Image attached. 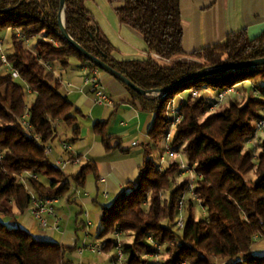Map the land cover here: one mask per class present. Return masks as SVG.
Masks as SVG:
<instances>
[{
  "label": "trees",
  "instance_id": "obj_1",
  "mask_svg": "<svg viewBox=\"0 0 264 264\" xmlns=\"http://www.w3.org/2000/svg\"><path fill=\"white\" fill-rule=\"evenodd\" d=\"M86 1L65 0L69 35L146 90L166 87L208 66L264 57V32L252 39L242 30L230 33L222 43L191 53L200 63L181 60L185 52L180 0H108L115 4L120 22L142 35L149 52L145 57L117 59L115 47L102 33ZM60 11V0H0V31L13 30V52L6 53L7 58L20 73V78L14 79L5 73L0 60V214L6 217L14 216L13 206L21 213L30 207L32 190L42 196L63 197L73 186L83 187L88 176L96 173L95 165L87 162L76 174L67 175L46 153V145L60 141L59 123L72 132L64 141L77 140L81 131L80 110L62 91L57 66L66 67L76 58L91 69L98 67L63 36ZM16 30L41 39L30 47L17 37ZM243 82H249L261 96L250 95L246 102L231 99L210 115L212 99L202 95L189 97L180 106L183 118L172 148L194 166L198 178L197 199L188 201L185 227L176 231L178 202L189 181L175 184L181 170L174 158L160 170L151 156L168 127L167 101L186 88L220 89ZM127 88L142 110L154 114V121L150 142L144 145L139 179L127 183L110 205L102 206L99 236L131 233L133 241L121 245L127 264L151 263L144 255L157 252L156 242L165 245L168 258L164 264H214L216 259H229L228 264H264V254L252 252L255 236H264V140L258 153L247 147L257 133L256 121L264 106V65L203 77L168 95H140ZM29 95L35 96L31 104H27ZM26 112L40 143L21 125ZM107 123L94 124L95 133L106 145L111 138ZM27 171L42 179L28 178L25 184L22 175ZM250 173L256 177L248 178ZM163 192H168V197L163 199ZM196 203L206 210L200 220L193 215ZM112 245L117 241L109 238L104 249ZM65 251L58 242L38 239L0 218V264H64Z\"/></svg>",
  "mask_w": 264,
  "mask_h": 264
},
{
  "label": "crops",
  "instance_id": "obj_2",
  "mask_svg": "<svg viewBox=\"0 0 264 264\" xmlns=\"http://www.w3.org/2000/svg\"><path fill=\"white\" fill-rule=\"evenodd\" d=\"M86 6L94 14L102 33L115 47L117 59L149 55L142 35L120 22L115 4L108 0H88ZM180 9L185 52L180 59H192L190 54L194 51L222 43L233 32L244 30L252 39L264 32V0H180ZM90 73L91 68L87 64L74 58L68 66L60 67L56 74L60 76L64 93L67 91L65 82L72 83L68 97L80 110L77 113L80 136L71 142L73 155L78 156L80 162L70 164L75 168L92 162L96 173L88 176L83 187L56 200L54 206L56 216L60 218L59 228L52 227L55 216H49L50 227L42 228L29 208L21 213L13 206L14 216L3 218L9 222L8 225H18L38 239L61 244L66 249L64 264H115L114 256H111L112 247L98 253L90 246L103 240L99 236L102 206L107 205L110 198L117 197L127 183L138 181L139 167L146 155L144 145L150 142L149 130L154 121V114L141 109L126 84L101 69L98 77L114 104H96L91 86L85 83V77ZM97 121L108 122L107 133L111 138L107 145L94 131ZM58 130L60 141L53 156H66L61 144L72 137V132L61 123ZM156 148L152 149L151 156ZM96 222L101 225L97 236L92 234ZM252 252L264 254V236H258Z\"/></svg>",
  "mask_w": 264,
  "mask_h": 264
},
{
  "label": "built area",
  "instance_id": "obj_3",
  "mask_svg": "<svg viewBox=\"0 0 264 264\" xmlns=\"http://www.w3.org/2000/svg\"><path fill=\"white\" fill-rule=\"evenodd\" d=\"M17 37L19 39L24 40L26 43H29L31 38L27 37L22 31L16 30L15 31ZM156 58H159L157 54H154ZM0 60L3 63V66L5 68V73H10L14 79L20 78V73L17 69H15L12 64L9 62L7 58V54L4 52L3 48V40L0 39ZM47 67L50 69L51 66L47 65ZM100 69L98 67H94L91 69L90 75L85 77V83L89 84L91 86V91L94 94V101L96 104L100 105H113L114 101L111 99V97L108 95L104 87L102 86L101 80L98 77ZM66 86V94L68 95L71 93V87L72 83L71 82H65ZM212 90H215L212 87H204L201 89V92L203 91L202 96L207 97L204 92H208L209 95L208 97L212 99V106L215 108L222 104L226 98L233 94L237 93L236 90V85L224 87L217 89V93L215 95L212 94ZM28 92H30V89H28ZM252 94L254 96H261L259 91L257 89L252 90ZM200 94V90L197 88H186L178 93L172 95L168 101H167V106H166V116L168 118V127L166 130V133L164 135V144H165V152L167 155H169L171 158H173L176 154L179 152H175L172 148V143H173V134L172 130L176 129L178 124L181 122L183 115L180 112V106L189 98V97H198ZM29 114L26 112L22 117H21V125L23 126L24 130L31 136L35 138L37 142H41L40 136L36 135L33 129L32 124L30 123L29 119ZM256 130L258 131H264V108L261 110V116L257 119L256 121ZM250 143H253V139L249 141ZM133 144H136L134 142ZM62 148L67 156L65 157H60L56 158L53 157L52 161L55 164L57 168H59L61 171L65 172L67 166L70 163L77 164L80 162V158L78 156H74L72 152V145L68 141H62ZM46 153L47 155L53 156V147L51 145H46ZM2 156V155H1ZM170 160H167L164 156L161 157V164L159 165V169L162 170L164 168L165 164H168ZM179 167L181 170V174L184 173H189V178H188V189L186 192H190L192 196L197 199L196 194H195V185H196V180L198 178L195 168L193 165L189 164L188 162L184 160H180L179 162ZM28 178H33L35 180H39L40 176L38 174L32 173L30 171L24 172L22 175V181L27 184ZM76 191V188L73 186L71 189V192ZM186 193H184L178 202V208H179V218L177 219V229L178 230H183L185 227V219L182 217L183 210L186 205ZM58 198L52 197V196H47V195H39L35 191H31V205L29 207L31 213L39 220L40 225L42 228H48L49 226V216H55V222L53 224V228H59V221L60 218L56 216L55 212V202ZM118 234L116 233V236ZM150 241L152 242L153 240L149 238ZM117 241V245L115 246L117 249V254L115 256V264H127L126 263V255L122 249L121 243ZM105 242H101L98 245H92L90 248L95 251V252H101L104 250ZM159 248V247H158Z\"/></svg>",
  "mask_w": 264,
  "mask_h": 264
},
{
  "label": "rangeland",
  "instance_id": "obj_4",
  "mask_svg": "<svg viewBox=\"0 0 264 264\" xmlns=\"http://www.w3.org/2000/svg\"><path fill=\"white\" fill-rule=\"evenodd\" d=\"M0 39L3 40V48H4V52L5 53H11L13 52V30L12 29H3L0 31ZM41 37H34V38H31L30 42L28 43L30 47H33L34 45H36V43L38 42V40H40ZM55 44L57 45V43L55 42ZM155 57V56H154ZM156 58V57H155ZM181 58V57H180ZM159 59V58H157ZM72 60H74V58H72ZM181 60H185L187 62H193V63H200L202 62L200 59L198 58H190V59H187V58H183ZM59 69H60V66L58 65L57 68H56V73L59 72ZM236 92L237 93H233L231 95H229L226 100L220 104L219 106L217 107H213L211 105V107L209 108V112L207 115H210V114H213L214 112L218 111L219 109H221L222 107H224L225 105L228 104V102L231 100V99H235L237 101H241V102H246L247 98L250 96V95H253L252 94V87L251 85L249 84V82H243V83H238L236 84ZM247 89V90H246ZM217 93V89L215 90H212V94L215 95ZM200 94L202 95L203 94V91L201 92L200 90ZM204 94L207 95V98L209 93L208 92H204ZM34 95H29L27 96V104H31V102L33 101L34 99ZM264 108V106H263ZM82 123V119L80 117V124ZM177 130L176 129H173L172 130V134H173V137L175 136ZM264 140V131H258L256 133V135L253 137V143H248L247 144V147L248 148H253V149H256L257 153L260 151V144L261 142ZM58 141L54 142V143H51V146L53 147V154L55 155L58 151L57 147L59 146L58 145ZM157 150L154 151L153 153V158L156 160V162L160 165L161 164V157L164 156L167 160H171V157L169 155L166 154L165 152V144H164V138L159 142L157 148ZM63 153H64V150H63ZM53 157H56V158H60L62 156H50V159L52 160ZM65 158H67V156H63ZM176 161H180V160H184L187 162V159L186 157L181 154V153H178L176 154L174 157H173ZM170 162V161H169ZM167 164L164 165V167L166 166ZM80 166L79 165L78 167H75L73 168V165L69 164L68 167L66 168L65 170V173L67 174H75L77 170L80 169ZM75 172V173H74ZM256 176L253 174V173H250L248 175V178H255ZM189 178V173H184V174H181L179 176H177V179L175 180V184L179 183V182H182L184 181L185 179ZM40 179H42V177L40 176ZM189 184V183H188ZM196 186V185H195ZM187 189H188V186H187ZM186 189V191H187ZM185 191V195H186V205H185V208L183 210V214H182V217L185 219V222H186V219L188 218V201L190 200V198H194L192 196V194L188 191L186 192ZM168 192H163L162 194V198H166L168 197ZM116 198V197H115ZM115 198H110L109 200L106 201V204L107 205H110L114 200ZM193 215H194V218L197 219V220H200L202 219L203 217H205L206 215V210L199 204V203H196L194 208H193ZM180 214H179V208H178V215L175 217V230L176 231H179L181 232L182 230H178L177 229V219L179 218ZM0 218L1 219H5L6 216L0 214ZM8 218V217H7ZM6 223H9L8 221H5ZM95 227L92 229V234L97 236V233L99 232L98 229L99 227L101 226L100 224H98L96 222V224H94ZM101 228V227H100ZM116 233L118 234L116 236ZM35 237V236H34ZM112 239V240H118L121 245H123L124 243H127V242H131L133 241V235H131V233H123V232H114V233H110L108 234L107 236L103 237V240H102V243L105 242L107 239ZM255 238L257 239L258 237L255 236ZM156 247H157V252L156 253H152V254H145L144 257H146L149 262L151 263H148V264H164L166 259L168 258V255L166 253V250H165V245H162L160 243H155ZM159 247V248H158ZM111 250V256L113 255L114 256V261H115V256L117 254V249L116 247H114V245H112V248L110 249ZM101 252H104L103 250ZM100 252V253H101ZM223 261V262H222ZM229 262H231V260L229 259H225V263H224V260H214V264H228ZM185 264V263H184Z\"/></svg>",
  "mask_w": 264,
  "mask_h": 264
},
{
  "label": "water",
  "instance_id": "obj_5",
  "mask_svg": "<svg viewBox=\"0 0 264 264\" xmlns=\"http://www.w3.org/2000/svg\"><path fill=\"white\" fill-rule=\"evenodd\" d=\"M65 4V0H60L61 11L59 13L58 21L61 33L63 36L68 40L70 44H72L81 54H83L86 58H88L91 62L95 63L98 68L111 74L115 78L119 79L121 82L126 84L132 90L137 92L140 95H148V96H159V95H168L171 92L176 91L180 86L198 80L203 77L217 75L222 72H229L235 71L240 69H246L250 67H257L264 65V57L255 58V59H248V60H241L236 62H224L215 66H208L205 68H201L197 71L189 73L178 80L174 81L170 85L163 87V88H155V89H143L129 78L121 74L116 69L112 68L110 65L106 64L101 58L97 57L96 55L88 52L84 47H82L77 41H75L68 33L66 26H65V13L63 11Z\"/></svg>",
  "mask_w": 264,
  "mask_h": 264
}]
</instances>
